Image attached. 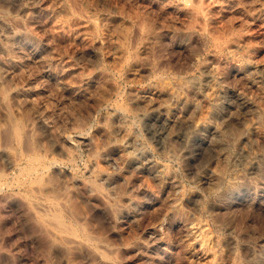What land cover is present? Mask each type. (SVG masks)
<instances>
[{
    "label": "rangeland",
    "instance_id": "obj_1",
    "mask_svg": "<svg viewBox=\"0 0 264 264\" xmlns=\"http://www.w3.org/2000/svg\"><path fill=\"white\" fill-rule=\"evenodd\" d=\"M224 1L0 0V264H264V198L210 202V222L191 235L195 218L168 210L180 195L183 208L200 198L181 181L202 164L221 121L241 129L255 120L221 159L243 168L242 190L264 185L260 105L242 85L217 89V103L203 99L215 86L208 75L180 95L173 78L192 63L189 40L227 41L237 53L253 45L244 55L264 57V0ZM244 75L233 65L229 79ZM238 107L243 115L233 116ZM208 173L196 182L202 190ZM160 227L169 239L121 246ZM73 238L92 250H74Z\"/></svg>",
    "mask_w": 264,
    "mask_h": 264
},
{
    "label": "clouds",
    "instance_id": "obj_2",
    "mask_svg": "<svg viewBox=\"0 0 264 264\" xmlns=\"http://www.w3.org/2000/svg\"><path fill=\"white\" fill-rule=\"evenodd\" d=\"M198 23V21H196ZM194 28V25H193ZM193 28H183L177 30L178 32H191ZM199 31V30H197ZM204 35H207L205 30ZM175 42V40H173ZM185 42V41H182ZM188 56L191 58L192 63L189 66V70L183 73H177L173 75L174 79L181 82L182 87L180 89V95H186L184 89L192 83L193 80L199 79L201 76L208 75L214 82V87L208 93L204 94L203 99L210 100L212 103L219 102L215 98L218 96L217 89H224L226 87H236L237 85H242L241 91L249 99L256 101L260 105L261 116L264 117V57L258 59H252L250 56H245L244 53L248 51L249 47L253 45H248L243 48V51L237 53L228 47L227 41H215L206 40L203 45H192L190 40L187 41ZM211 54L214 57V62L206 59V57ZM205 65H210V67L201 72V67ZM236 65V70L238 72H244L245 75L240 80L229 79L230 71ZM255 65V71H249L246 66ZM258 77L259 79H254ZM248 80H253V83L257 84V91L252 92L250 86L246 83ZM248 89V91H244ZM259 96L260 99L257 101L256 97ZM191 99L195 100V97ZM198 105L201 101L196 100ZM209 109H204L207 113ZM233 116L243 115L239 112V107ZM199 121H193L189 126V132L194 133L199 127ZM243 128L237 129L235 125L225 126V122L221 121L216 124L217 136H214L210 142L209 150L206 153V157L202 164L197 167L195 165L191 168V179H182V183L186 184L187 191L189 192H200V198L195 202L192 208H183L181 201L183 196L180 195L175 198L174 203L169 207V211L182 208L183 211L189 216L194 217L195 222L191 223V230L188 235H191L196 229H198L201 223L208 224L210 222V217L208 215V206L210 202H215L221 207L228 206L231 207L239 197H247L253 200H260L264 198V185L256 183V181L250 180L251 184H255V187H249L244 190L241 189L240 185L243 182V177L245 175L243 168L231 167L227 160L221 159L222 155H230L231 152L236 150L237 142L240 140L241 136L247 134V130L250 129L254 124V119H248L243 121ZM261 138H264V127L260 128ZM259 145L260 150L264 151V144L260 141H256ZM215 164V168L212 165ZM209 171L212 173V183L207 189H201L197 187L198 177L201 175L202 171ZM163 182V177L161 178ZM183 192L184 189H181ZM167 215V212L164 213ZM223 218L221 217V221ZM163 219H154L147 226L156 228L162 225ZM159 236H150L147 239H142L143 228L140 232L131 235L127 243L122 244V247H129L135 242H140L145 245H150L155 243L160 239H169L168 235L163 232V228L160 227ZM216 235V233H213ZM222 237H218L220 239ZM187 239V237H185ZM242 243V241H241Z\"/></svg>",
    "mask_w": 264,
    "mask_h": 264
},
{
    "label": "bare ground",
    "instance_id": "obj_3",
    "mask_svg": "<svg viewBox=\"0 0 264 264\" xmlns=\"http://www.w3.org/2000/svg\"><path fill=\"white\" fill-rule=\"evenodd\" d=\"M222 1H224V0H222ZM259 1V0H258ZM228 2V1H227ZM231 2V1H230ZM250 2H251V0H250ZM260 2V1H259ZM224 3H225V1H224ZM253 3V2H252ZM263 3V2H262ZM229 4V3H228ZM236 4V3H235ZM251 4V3H250ZM254 4V3H253ZM184 5H187V3L186 4H184ZM262 5V4H261ZM257 7H260L259 5L257 6ZM233 8V7H232ZM249 8V7H248ZM185 9V8H184ZM188 9H190V8H187V6H186V11L188 10ZM199 9V8H198ZM201 9V8H200ZM257 9V8H256ZM191 10V9H190ZM190 10H188V12L190 11ZM192 12L194 11V10H191ZM195 12V11H194ZM193 12V15L194 16H197V17H199V16H201V15H199V14H197L198 12H197V10H196V14ZM202 12V11H201ZM200 12V13H201ZM203 14V13H202ZM203 16V15H202ZM255 18V17H254ZM257 18V17H256ZM255 18V19H256ZM76 21H78V19L76 20ZM93 21H96V20H93ZM251 21H254V20H251ZM250 21V22H251ZM80 24H82V23H80ZM84 24V23H83ZM262 24V23H261ZM258 25V24H257ZM264 25V24H263ZM87 26V25H86ZM263 27V26H262ZM255 30V29H254ZM145 34H147V36L145 35ZM157 34L154 32V31H151V30H149V31H146V33H144V36H146L147 37V39H148V41H150L151 42V40L152 39H154L155 37H158V36H156ZM230 40V39H229ZM153 41V40H152ZM237 42V41H236ZM236 42H235V44H236ZM239 42H241V41H239ZM233 43V42H232ZM150 44V43H149ZM239 44V43H238ZM237 44V45H238ZM234 45V44H233ZM229 46V48L231 47L230 45H228ZM235 46V45H234ZM147 47V46H146ZM236 47H239V46H236ZM235 47V48H236ZM231 49H232V47H231ZM65 59V58H64ZM63 59V60H64ZM66 61V60H65ZM68 61V60H67ZM64 62V61H63ZM63 62L61 63L62 65H63ZM66 63V62H65ZM64 63V64H65ZM68 63V62H67ZM66 63V64H67ZM69 64V63H68ZM65 66V65H64ZM63 67V66H62ZM247 68H248V70L249 71H255V65H253V66H246ZM65 68H66V66H65ZM63 69H64V67H63ZM255 78V77H254ZM257 79V78H256ZM253 81V80H252ZM163 89L162 90H160L161 92H159L160 93V95L161 94H168L169 93V91H168V89L166 88V87H162ZM212 112V111H211ZM211 119L209 118V120H207V121H210ZM205 121H206V119H205ZM205 122V126H210L211 125V123L210 122ZM212 121V120H211ZM213 123V122H212ZM214 128V127H213ZM215 128H216V126H215ZM216 130V129H215ZM227 155H225V157H226ZM36 165H35V163L32 161L29 165H28V167L26 168V171L27 172H37V170H36V167H35ZM214 168V167H213ZM28 173V174H29ZM32 174V173H31ZM37 174V173H36ZM211 174V175H210ZM26 175H27V173H26ZM204 175V174H203ZM207 175H210V177H212V173H208ZM31 176V175H30ZM33 176V175H32ZM201 176V175H200ZM208 177V176H207ZM207 177H204V178H207ZM31 178V177H30ZM212 179V178H211ZM42 216V215H41ZM41 216H39V217H41ZM42 218V217H41ZM57 222H58V224L60 225V226H62V222H63V220H62V217L60 216V215H58L57 216ZM71 243H72V246H73V249L74 250H85V251H91L90 250V246L89 245H87L85 242H83L82 240H78V239H75V238H73V239H71ZM91 253V252H90ZM89 253V254H90ZM94 253V252H93ZM95 255H100L98 252L96 253L95 252ZM103 258L101 257V260H102ZM101 262H103V261H101ZM100 262V264H102ZM104 264H112V263H110L109 261H106V260H104V262H103Z\"/></svg>",
    "mask_w": 264,
    "mask_h": 264
}]
</instances>
